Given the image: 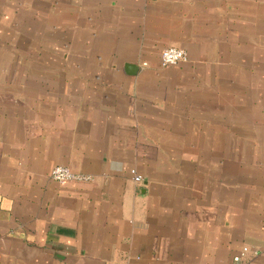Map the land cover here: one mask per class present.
<instances>
[{"label": "crops", "instance_id": "obj_1", "mask_svg": "<svg viewBox=\"0 0 264 264\" xmlns=\"http://www.w3.org/2000/svg\"><path fill=\"white\" fill-rule=\"evenodd\" d=\"M243 247L264 264V0H0V264Z\"/></svg>", "mask_w": 264, "mask_h": 264}, {"label": "built area", "instance_id": "obj_2", "mask_svg": "<svg viewBox=\"0 0 264 264\" xmlns=\"http://www.w3.org/2000/svg\"><path fill=\"white\" fill-rule=\"evenodd\" d=\"M188 60L187 52L178 47H167L164 48L160 53V65L162 67L177 65ZM129 174L134 182L140 183L141 176L137 174L134 168L129 170ZM51 179L58 183L66 182H87L91 180V176L72 170L67 166L56 165L52 168ZM247 247H243L237 254L232 258L234 264H242V260L246 252ZM255 254L257 252H254Z\"/></svg>", "mask_w": 264, "mask_h": 264}, {"label": "water", "instance_id": "obj_3", "mask_svg": "<svg viewBox=\"0 0 264 264\" xmlns=\"http://www.w3.org/2000/svg\"><path fill=\"white\" fill-rule=\"evenodd\" d=\"M130 68H132V67H130Z\"/></svg>", "mask_w": 264, "mask_h": 264}]
</instances>
